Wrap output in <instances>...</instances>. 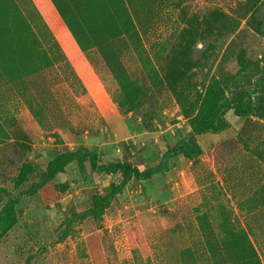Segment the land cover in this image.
<instances>
[{
  "label": "rangeland",
  "instance_id": "1",
  "mask_svg": "<svg viewBox=\"0 0 264 264\" xmlns=\"http://www.w3.org/2000/svg\"><path fill=\"white\" fill-rule=\"evenodd\" d=\"M33 1L63 52L5 54L16 35L1 28L19 18L0 0V228L8 200L60 153L84 147L145 170L232 100L257 102L264 0H127L139 33L120 37L118 0H55L64 18L54 0ZM109 9L120 18L100 27ZM226 118L230 129L197 137L201 155L131 181L99 220L82 213L122 175L73 160L21 198L0 264H213L203 235L238 228L264 264V117Z\"/></svg>",
  "mask_w": 264,
  "mask_h": 264
},
{
  "label": "trees",
  "instance_id": "2",
  "mask_svg": "<svg viewBox=\"0 0 264 264\" xmlns=\"http://www.w3.org/2000/svg\"><path fill=\"white\" fill-rule=\"evenodd\" d=\"M25 1L30 7H28V9L26 8L28 14L22 10L16 0L15 2L14 0H10L14 9L13 16L16 17L15 20L19 18L17 22L18 29H15L14 27L10 28L9 26L1 28V31L6 33L5 35H16L13 36L14 40L12 43L4 49V53L11 54L16 53L18 50H23L25 52H41L44 58H47V52H58L61 55L63 52L61 51L62 48L36 4L33 0ZM54 2L56 10L64 18L63 13L56 5L55 0ZM118 2L121 5L123 13L121 18L109 9L104 15L100 17L97 15V18L99 17L98 24L101 25L100 27H103L106 21L110 20L115 23L114 20L120 18L125 25V30L122 29L118 31V34L116 35L117 37L122 35L132 36L139 33L136 27L135 18L132 16V10L127 5V0H118ZM33 15L37 22L35 27L31 22ZM254 24L255 21L253 23L254 29L259 32V26ZM67 26L71 28L69 24H67ZM0 40H2V37H0ZM45 40L49 43L48 47L43 45V41ZM41 44L43 45V48H41ZM262 62L264 63V53L262 55ZM257 87L259 96L256 103L246 105L242 104L240 99L232 100L224 110L218 112L215 121H206L201 124L184 139L177 142L170 150L166 151L162 155L158 165L148 167L145 170H140L138 167L128 162L100 163L98 154L84 147H81L76 151L60 153L48 163L46 171L40 176V180L37 183L27 189L21 190L16 197H12L8 200L5 206L6 218L0 228V240L18 223L16 207L20 203L21 198L24 196L36 195L42 188L51 184L58 174L64 171L65 167L70 162L80 158L87 159L94 171L111 174L120 173L122 175L121 182L114 187L110 194L106 196H94L92 199V206L82 213L84 218L93 220L101 219L105 210L110 207L113 200L125 190L131 181L135 179L146 181L155 176H160L166 173L170 168L171 162L178 157L194 159L201 155L202 149L197 137L206 134H218L230 129L231 123L226 118V114L229 111H233L234 115L240 118H249L253 115L264 117V73L257 79ZM203 236L206 239V245L209 247V251L212 255L213 264H263L261 257L251 240V235L244 229L238 228L233 231L227 230L221 233H216L214 230H211ZM235 238L240 240V247L238 248L232 246L233 239ZM184 251L192 253L189 249Z\"/></svg>",
  "mask_w": 264,
  "mask_h": 264
}]
</instances>
